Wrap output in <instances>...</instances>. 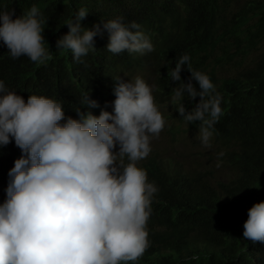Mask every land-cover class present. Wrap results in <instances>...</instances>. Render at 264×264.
<instances>
[{"label": "trees", "instance_id": "16d2710c", "mask_svg": "<svg viewBox=\"0 0 264 264\" xmlns=\"http://www.w3.org/2000/svg\"><path fill=\"white\" fill-rule=\"evenodd\" d=\"M32 6L46 21L42 35L52 59L43 65L13 59L0 42V80L25 101L29 95L51 98L76 119L88 93L99 106L80 111L98 116L112 109L116 77L138 72L165 81L184 55L190 60L182 69L207 74L221 97L223 115L207 146L200 140L203 122L181 118L186 130L179 131L163 116V134L185 136L189 149L150 145L137 162L158 190L146 225L150 247L128 264H264V243L242 235L248 209L264 201V0H0V11L14 10L13 19ZM82 8L88 12L82 27L98 25L100 33L95 50L76 62L56 41ZM117 19L125 27L139 25L130 30L141 32L154 51H108L103 22ZM182 101L192 106L187 94ZM20 155L14 141L0 147V203Z\"/></svg>", "mask_w": 264, "mask_h": 264}, {"label": "clouds", "instance_id": "9594fccd", "mask_svg": "<svg viewBox=\"0 0 264 264\" xmlns=\"http://www.w3.org/2000/svg\"><path fill=\"white\" fill-rule=\"evenodd\" d=\"M87 14L83 8L76 12L64 24L67 33L56 41L76 62L95 50L94 38L100 33L98 25L82 27ZM14 15L12 9L0 11V42L10 56L27 57L37 65L51 60L42 35L46 21L38 8ZM130 28L139 25L104 21L107 50L154 51L150 40ZM189 60L188 55L181 57L165 81L138 72L116 77L112 109H101L98 116L81 112L82 106H99L87 93L76 119L66 116L56 100L29 95L25 101L0 80V147L14 141L21 153L7 173L0 203V264H128L143 256L150 247L146 225L158 189L137 162L149 155L150 145L189 149L185 136L169 140L163 134V116L179 131L186 130L181 118L187 124L203 122L200 140L207 146L223 115L209 76L182 69ZM186 94L191 107L182 101ZM160 135L163 139L152 144L150 137ZM242 235L264 243V201L248 209Z\"/></svg>", "mask_w": 264, "mask_h": 264}, {"label": "rangeland", "instance_id": "374dc122", "mask_svg": "<svg viewBox=\"0 0 264 264\" xmlns=\"http://www.w3.org/2000/svg\"><path fill=\"white\" fill-rule=\"evenodd\" d=\"M153 137H154V139L152 141V144H155L156 142L162 140L164 136L163 135H160L158 137L157 136H151L150 139H152ZM155 137H157V138H155Z\"/></svg>", "mask_w": 264, "mask_h": 264}]
</instances>
